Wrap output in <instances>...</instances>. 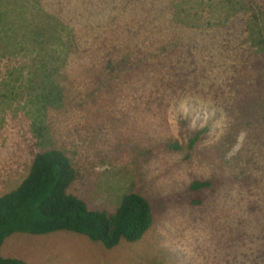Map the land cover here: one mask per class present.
I'll use <instances>...</instances> for the list:
<instances>
[{"label":"rangeland","instance_id":"374dc122","mask_svg":"<svg viewBox=\"0 0 264 264\" xmlns=\"http://www.w3.org/2000/svg\"><path fill=\"white\" fill-rule=\"evenodd\" d=\"M256 2L0 0V17L6 13L5 24H12H1L8 31L0 37V79H16L11 92L0 90V195L15 187L40 150L32 105L21 107L22 94L32 61L54 62L55 51L68 77L59 105L54 98L45 118L53 146L77 169L69 192L89 208L111 212L124 193L136 191L152 208L151 227L134 243L107 249L69 231L16 232L0 253L27 264H264V97L255 105L263 118L245 119L249 127L236 129L215 91L229 104L237 92L260 90L252 83L264 81L255 70L264 66V54L241 43L249 12L225 18L220 9L242 4L256 11ZM180 8L193 14L191 21ZM24 16L37 26H24ZM107 16L116 27L95 24ZM115 31L129 42L114 38ZM179 76L185 82L173 93ZM203 127L206 133L188 147L192 132ZM172 142L179 148L169 149ZM218 179L216 187H191Z\"/></svg>","mask_w":264,"mask_h":264},{"label":"trees","instance_id":"16d2710c","mask_svg":"<svg viewBox=\"0 0 264 264\" xmlns=\"http://www.w3.org/2000/svg\"><path fill=\"white\" fill-rule=\"evenodd\" d=\"M216 2L219 0H215ZM231 1V0H229ZM183 3H181L182 5ZM234 6L232 11L225 12L221 7V13L228 18L240 11L249 12L244 20V30L242 36V44H248L254 47V51L258 54H264V9L260 0L255 3L256 11L253 6L241 7ZM179 9L182 17H188L191 21L193 14H189L184 9V13ZM257 13L262 17V25L257 24ZM77 14V13H72ZM48 15L49 12H48ZM113 19L116 17L110 16ZM71 17H65L68 22ZM130 15H126L120 22L128 20ZM24 26H37L33 24V18L29 19L24 16ZM6 13H1L0 17V37L7 36L6 25L10 28L12 24H5ZM84 21V20H83ZM84 22H89L84 21ZM180 22H177L179 24ZM1 24H4L1 26ZM97 25L105 27H116L118 23L113 22L108 16L104 20L96 21ZM27 27V28H29ZM180 27H186L181 25ZM34 29V35H43V32L37 33ZM18 30V29H17ZM4 33V35L2 34ZM18 33V32H15ZM24 33V32H23ZM41 37V36H40ZM114 38L125 39L129 42L128 36L115 31ZM130 40L135 43L137 38L131 37ZM5 41V40H4ZM6 42V41H5ZM7 43V42H6ZM58 53V52H56ZM54 62L47 59H39L32 61L31 71L26 75V92L23 95L21 107L24 108L25 102L32 105L31 108V131L36 138V146L40 150L34 151L28 160L27 170L23 173L19 182L10 191L0 195V248L4 239L12 233H27L32 235H41L56 231H69L82 235L92 241L100 242L105 248L110 249L117 246L120 242L134 243L148 231L152 224V208L147 198L136 192L130 191L122 195L118 206L113 211L99 210L89 208L83 199L69 192V187L77 177V169L74 167L72 160L59 147L53 146L50 136V125H48L46 116L49 115V108L53 104V99L57 98L58 105L59 96L63 85L61 84L68 75L62 67L61 54H55L52 51ZM61 61V62H60ZM262 67V68H261ZM255 66V70L264 72V66ZM51 69H59L65 76L59 78L51 73ZM42 73H38L41 72ZM48 71V72H47ZM182 76V72L179 71ZM13 75V74H12ZM12 75L0 79V90L4 93L11 92L13 89ZM264 75V74H262ZM176 77L177 83L172 85L173 93L182 89L185 82L182 77ZM259 76V75H256ZM261 76V75H260ZM30 77V84L27 79ZM263 77V76H262ZM20 82V80H17ZM234 83H239L234 80ZM228 85V82L226 83ZM253 86H257L260 90L255 93L251 90H242L235 94L237 101L226 104L219 95V89L215 90L218 94V100L227 115V120L234 124V127L248 126L244 120H251L257 115L263 118L262 113L258 111L255 105L260 104L258 97H264V81L256 78ZM22 84L15 86L18 94L21 93ZM95 88V87H94ZM95 91L99 90L95 88ZM213 92V94L215 93ZM216 97V94L214 95ZM6 99V97L4 98ZM84 102H90L91 99L81 98ZM21 100V99H19ZM24 103V104H23ZM263 106L261 111L264 113ZM240 120V123H238ZM207 128L194 130L188 140L187 146L193 147ZM169 149H178L176 142L166 143ZM221 179L217 182L200 180L191 184L193 189L204 187H216L221 183ZM0 264H27L22 259L10 256H3L0 253Z\"/></svg>","mask_w":264,"mask_h":264}]
</instances>
